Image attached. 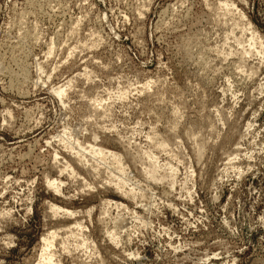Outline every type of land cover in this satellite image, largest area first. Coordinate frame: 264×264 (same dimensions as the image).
Segmentation results:
<instances>
[{"label":"rangeland","instance_id":"374dc122","mask_svg":"<svg viewBox=\"0 0 264 264\" xmlns=\"http://www.w3.org/2000/svg\"><path fill=\"white\" fill-rule=\"evenodd\" d=\"M43 251L264 264V0H0V264Z\"/></svg>","mask_w":264,"mask_h":264},{"label":"bare ground","instance_id":"6f19581e","mask_svg":"<svg viewBox=\"0 0 264 264\" xmlns=\"http://www.w3.org/2000/svg\"><path fill=\"white\" fill-rule=\"evenodd\" d=\"M253 32V31H252ZM253 34H255V33H253ZM62 91V90H61ZM61 93V92H60ZM92 143V142H91ZM94 148H93V152L96 150L97 152H98V154L99 153H101L102 155H106V154H103L104 153V151L105 150H103V149H101V148H95V146H93ZM91 149H92V147H91ZM108 151V150H107ZM112 151V150H111ZM113 152H115V151H112V153ZM109 153H110V151H109ZM117 153V152H116ZM108 154V153H107ZM111 154V153H110ZM79 155V154H78ZM112 155H115L114 153L113 154H111V156ZM119 155V154H118ZM80 156V155H79ZM101 156V155H100ZM113 157H117V155H115V156H113ZM76 158V157H75ZM119 158V157H118ZM80 159V158H79ZM79 161V160H78ZM155 161V160H154ZM156 162V161H155ZM117 166H119V165H117ZM66 168H68V167H66ZM73 170V169H72ZM116 170V169H115ZM120 170V169H119ZM153 170V169H152ZM74 171V170H73ZM72 171V172H73ZM123 171V170H122ZM124 181V180H123ZM55 183V181H53L52 183H50L51 184V186H52V184H54ZM49 184V185H50ZM56 185V184H55ZM57 188V187H56ZM58 189V188H57ZM132 189V188H131ZM117 204V203H116ZM77 224H78V222H77ZM116 229V228H115ZM53 232H56V231H53ZM73 232V231H72ZM114 232V231H113ZM115 232H117V231H115ZM52 234V233H51ZM50 234V235H51ZM55 234V233H54ZM53 234V235H54ZM108 234H110V233H108ZM113 235V234H112ZM117 236V235H116ZM49 237V236H48ZM48 237H44L42 240H44V247L45 248H43V250H45V251H47V250H49L53 245V240L52 241H50V239H48ZM118 237V236H117ZM116 237V239L118 240V238ZM51 238H52V235H51ZM53 238H54V236H53ZM114 240V239H113ZM116 240V241H117ZM119 242V241H118ZM54 247V246H53ZM53 255L54 254H51V252L49 253V252H42V254H41V257H42V260H44L45 259V262L47 261L48 262V264H56V263H54V261H53ZM42 260H40L39 261V263L41 264V263H43L42 262ZM45 264V263H44Z\"/></svg>","mask_w":264,"mask_h":264}]
</instances>
